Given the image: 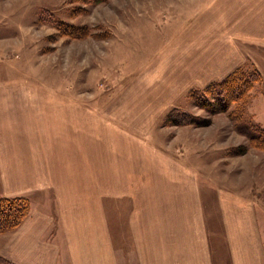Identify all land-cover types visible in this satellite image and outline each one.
I'll return each instance as SVG.
<instances>
[{
	"label": "crops",
	"instance_id": "crops-1",
	"mask_svg": "<svg viewBox=\"0 0 264 264\" xmlns=\"http://www.w3.org/2000/svg\"><path fill=\"white\" fill-rule=\"evenodd\" d=\"M245 1L227 0V14L221 4L206 10L210 37L197 35L201 24L190 27L173 52L188 54L171 62V75L223 79L244 65L245 44L264 47V0ZM25 90L12 111L0 102V196L24 197L29 207L0 233V256L14 264H264V179L251 197L238 183L214 194L213 159L197 164L188 148L174 158L165 138L134 133L132 101H115L104 116L95 101L91 111L47 86Z\"/></svg>",
	"mask_w": 264,
	"mask_h": 264
},
{
	"label": "rangeland",
	"instance_id": "rangeland-1",
	"mask_svg": "<svg viewBox=\"0 0 264 264\" xmlns=\"http://www.w3.org/2000/svg\"><path fill=\"white\" fill-rule=\"evenodd\" d=\"M226 1L0 0L3 109L12 111L14 99L28 98L25 88L32 84L49 87L53 98L84 101L91 111L95 101L94 109L104 116L115 101H132L134 133H157L174 158H186L182 154L188 148L197 151V164L213 159L211 173L214 186L219 185L214 194L226 190L220 185L238 183L239 191L251 197L253 182L264 179V60L256 59L264 57V47L244 45L246 60L238 68L246 82L222 112H208L194 98L213 103L216 89L210 86L226 76L209 82L203 76L171 75V62L188 54H173L180 38L199 24L197 35L210 37L204 29L206 10L221 4L227 14ZM167 60L169 65L160 68ZM150 100L159 107L149 109ZM188 117L193 122L173 124Z\"/></svg>",
	"mask_w": 264,
	"mask_h": 264
},
{
	"label": "trees",
	"instance_id": "trees-1",
	"mask_svg": "<svg viewBox=\"0 0 264 264\" xmlns=\"http://www.w3.org/2000/svg\"><path fill=\"white\" fill-rule=\"evenodd\" d=\"M88 1L98 3L105 0ZM243 74V70L236 68L223 80L213 83L210 86L216 89V96L213 97V103L206 101V99L200 101L198 98H194L195 104L211 113L224 111L227 107V104L231 100L228 98L232 95V97H237L238 93L241 92V90H239V87L241 85H244V83L246 82V77L243 76ZM208 88L209 87H207V89ZM191 122H193V120L191 119V117H188L187 119H178L177 121H174L173 124H185ZM252 137L260 139L258 134L252 135ZM252 137L249 136V139H255ZM28 209V201L24 197L0 196V233L16 228L27 215ZM0 264L14 263L0 256Z\"/></svg>",
	"mask_w": 264,
	"mask_h": 264
}]
</instances>
